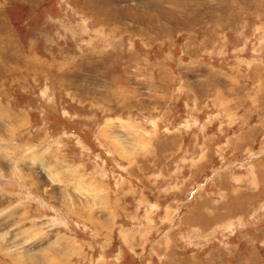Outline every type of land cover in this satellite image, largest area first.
I'll return each mask as SVG.
<instances>
[{
	"label": "rangeland",
	"instance_id": "obj_1",
	"mask_svg": "<svg viewBox=\"0 0 264 264\" xmlns=\"http://www.w3.org/2000/svg\"><path fill=\"white\" fill-rule=\"evenodd\" d=\"M0 264H264V0H0Z\"/></svg>",
	"mask_w": 264,
	"mask_h": 264
},
{
	"label": "bare ground",
	"instance_id": "obj_2",
	"mask_svg": "<svg viewBox=\"0 0 264 264\" xmlns=\"http://www.w3.org/2000/svg\"><path fill=\"white\" fill-rule=\"evenodd\" d=\"M2 249V248H1ZM7 249V248H6ZM14 258V257H13Z\"/></svg>",
	"mask_w": 264,
	"mask_h": 264
}]
</instances>
